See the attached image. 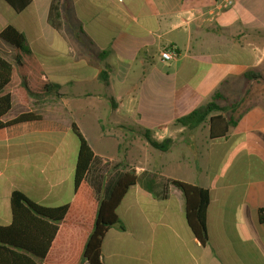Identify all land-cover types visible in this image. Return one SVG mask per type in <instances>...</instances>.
<instances>
[{
	"label": "crops",
	"instance_id": "0c3cea01",
	"mask_svg": "<svg viewBox=\"0 0 264 264\" xmlns=\"http://www.w3.org/2000/svg\"><path fill=\"white\" fill-rule=\"evenodd\" d=\"M233 1L218 13L217 0H62L59 30L50 19L54 0L11 14L0 33L12 26L25 35L39 68L25 70L28 85L55 84L61 96L30 97L13 76L5 120L42 119L0 131V226L13 221L16 190L48 207L72 202L76 163L65 158L64 135L73 124L82 133L83 124L103 163L138 178L119 207L123 228L104 238L103 264H264V0ZM172 47L178 59L162 61ZM0 51L12 54L1 41ZM63 68L77 71L73 81ZM249 73L263 80L245 93ZM217 94L238 118L225 138L211 139L208 124L189 130L176 123ZM169 180L210 192L205 245ZM68 246L60 237L54 250Z\"/></svg>",
	"mask_w": 264,
	"mask_h": 264
},
{
	"label": "trees",
	"instance_id": "16d2710c",
	"mask_svg": "<svg viewBox=\"0 0 264 264\" xmlns=\"http://www.w3.org/2000/svg\"><path fill=\"white\" fill-rule=\"evenodd\" d=\"M14 14L19 15L28 9L33 0H2ZM62 0H54L50 19L56 30L61 29L60 5ZM0 41L10 50L11 55L0 51V131L18 124L40 121L36 113L21 114L13 120H5L12 112L13 100L10 89L13 76L17 72L22 79V87L28 95L38 98L41 95H56L59 87L44 84L32 89L26 80L25 70L35 74L39 68L24 34L9 26L0 33ZM173 50L178 52L175 48ZM102 53L101 56H108ZM30 62H28V61ZM27 62V65L26 63ZM100 81L109 84V76L103 72ZM245 93L254 80H263L259 74H246ZM227 99L217 94L212 102L199 107L190 115L176 123L189 130L204 124L210 127V138H225L230 129L236 126L238 118L231 115L234 104L219 105ZM72 132L79 139V153L74 172V198L72 202L58 207L40 205L30 199L22 190L12 194L13 221L9 226H0V264H103L102 246L108 230L118 226L123 228L119 207L128 191L137 184L134 171H120V166L103 163L92 150L79 127L73 124ZM153 148L165 151L163 144L150 140ZM168 184L181 191L186 202L187 222L194 236L202 243L208 242L206 226L210 192L199 186L169 180ZM264 223V209L259 212ZM68 239L67 249H55L58 238Z\"/></svg>",
	"mask_w": 264,
	"mask_h": 264
},
{
	"label": "rangeland",
	"instance_id": "374dc122",
	"mask_svg": "<svg viewBox=\"0 0 264 264\" xmlns=\"http://www.w3.org/2000/svg\"><path fill=\"white\" fill-rule=\"evenodd\" d=\"M13 14L11 9L7 7L1 0H0V26L3 27L5 23L8 21L10 18V15ZM49 72L52 73V75L56 76V72H54L53 68H49ZM77 72V71H76ZM75 70L72 68H63L61 71V76L64 77L65 80H71L73 81V73H76ZM65 126L67 121L64 122ZM82 128V134L84 137L88 140L90 139L91 135L87 129L83 126V124L80 126ZM44 151L49 150V146L42 144ZM63 151L65 154V158L70 161L71 163L75 164L78 158V153H79V139L78 137L72 132V130H68L66 135H64V147ZM4 153H6L5 149L1 148L0 149V157L3 158ZM35 177V175H34ZM69 201V200H67Z\"/></svg>",
	"mask_w": 264,
	"mask_h": 264
},
{
	"label": "built area",
	"instance_id": "2783aa9c",
	"mask_svg": "<svg viewBox=\"0 0 264 264\" xmlns=\"http://www.w3.org/2000/svg\"><path fill=\"white\" fill-rule=\"evenodd\" d=\"M234 5L233 0H217V8L218 10L216 12H222L226 9L231 8ZM179 53L173 50L172 48H165L161 52V59L164 62H171L176 59H178Z\"/></svg>",
	"mask_w": 264,
	"mask_h": 264
}]
</instances>
